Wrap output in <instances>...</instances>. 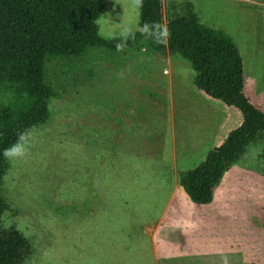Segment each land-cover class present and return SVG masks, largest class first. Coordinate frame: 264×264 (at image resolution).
I'll return each mask as SVG.
<instances>
[{
	"label": "rangeland",
	"instance_id": "obj_1",
	"mask_svg": "<svg viewBox=\"0 0 264 264\" xmlns=\"http://www.w3.org/2000/svg\"><path fill=\"white\" fill-rule=\"evenodd\" d=\"M110 1L99 34L138 30L132 0ZM178 1L233 38L246 62L243 93L264 111V0ZM47 71L58 93L50 119L31 131L26 159L8 160L1 190V228L32 247L24 264H264V143L248 148L207 205L179 185L242 122L193 86L187 61L143 40Z\"/></svg>",
	"mask_w": 264,
	"mask_h": 264
},
{
	"label": "trees",
	"instance_id": "obj_2",
	"mask_svg": "<svg viewBox=\"0 0 264 264\" xmlns=\"http://www.w3.org/2000/svg\"><path fill=\"white\" fill-rule=\"evenodd\" d=\"M110 8V0H0V264H24L32 254L22 233L1 228L8 209L1 190L9 167L2 152L18 133L50 119L49 102L58 93L47 71L49 63L82 58L91 49L117 52L118 39L101 36L97 24ZM153 21L167 27L170 39L156 44L136 30L124 47L145 40L158 55L179 56L193 70L197 90L242 115L241 124L209 150L203 162L179 174V185L190 201L207 205L248 148L264 143V112L243 93V53L228 33L203 23L194 3L171 0L165 6L162 0H143L138 26Z\"/></svg>",
	"mask_w": 264,
	"mask_h": 264
},
{
	"label": "clouds",
	"instance_id": "obj_3",
	"mask_svg": "<svg viewBox=\"0 0 264 264\" xmlns=\"http://www.w3.org/2000/svg\"><path fill=\"white\" fill-rule=\"evenodd\" d=\"M132 4L135 8L139 9L143 7V0H132ZM141 35L147 39H151L156 44H163L171 37V33L166 26L161 25L155 21L148 23L145 22L138 27ZM114 39H118L115 47L117 50H121L127 43L129 38H135V32L130 28H124L117 35H114ZM32 132L31 130H24L17 134L16 141L9 147L5 148L2 152L3 157L9 161L23 160L30 154L32 147ZM222 264H229V260L226 256L222 257Z\"/></svg>",
	"mask_w": 264,
	"mask_h": 264
},
{
	"label": "crops",
	"instance_id": "obj_4",
	"mask_svg": "<svg viewBox=\"0 0 264 264\" xmlns=\"http://www.w3.org/2000/svg\"><path fill=\"white\" fill-rule=\"evenodd\" d=\"M260 91L264 92V90L262 89V87H260ZM260 103V106L264 109V97L262 100L257 102V105ZM256 107V106H255ZM258 108V107H257ZM259 109V108H258ZM262 111V110H261ZM264 112V111H263Z\"/></svg>",
	"mask_w": 264,
	"mask_h": 264
}]
</instances>
